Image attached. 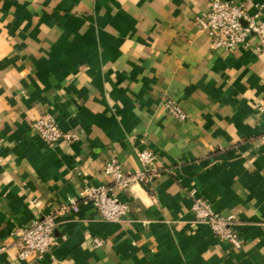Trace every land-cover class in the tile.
<instances>
[{
  "label": "crops",
  "instance_id": "crops-1",
  "mask_svg": "<svg viewBox=\"0 0 264 264\" xmlns=\"http://www.w3.org/2000/svg\"><path fill=\"white\" fill-rule=\"evenodd\" d=\"M211 1L0 0V264H264V44L213 49L195 23ZM44 114L77 138L44 143ZM145 150L159 173L115 191L120 222L68 209L52 257H18L19 228L111 185L113 158L141 170ZM194 197L232 219L240 248L195 220Z\"/></svg>",
  "mask_w": 264,
  "mask_h": 264
},
{
  "label": "built area",
  "instance_id": "built-area-1",
  "mask_svg": "<svg viewBox=\"0 0 264 264\" xmlns=\"http://www.w3.org/2000/svg\"><path fill=\"white\" fill-rule=\"evenodd\" d=\"M196 25L208 33L211 47L215 50L231 52L238 47H247L251 37L264 44V1L255 5V12L250 13L249 1L231 2L212 0L208 11L195 17ZM168 114L180 120H186V112L173 100L166 102ZM264 113V108L261 109ZM32 129L42 141L53 146L61 140L76 139L71 132H64L55 117L44 114L32 123ZM142 169L134 173L125 171L120 162L113 158L104 165V173L112 178L111 185L87 187L78 199L70 198L59 209L52 210L32 219L27 225L19 228L17 237L18 257L25 261L39 262L52 257L56 246L55 230L58 219L68 209L78 212L82 205H91L101 219L120 222L128 213V205L121 202L115 191H125L138 183H145L159 173L154 167L155 155L150 151L138 153ZM196 221L207 225L221 240L227 241L236 248L241 247V240L233 228L231 218L216 213L210 202L202 197H194L191 207ZM95 247L103 241L93 239ZM6 246L0 240V254Z\"/></svg>",
  "mask_w": 264,
  "mask_h": 264
}]
</instances>
